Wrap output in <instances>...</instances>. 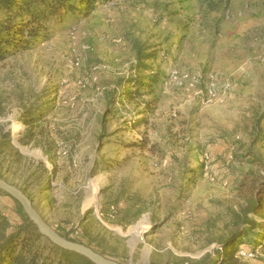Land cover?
<instances>
[{"label":"rangeland","instance_id":"1","mask_svg":"<svg viewBox=\"0 0 264 264\" xmlns=\"http://www.w3.org/2000/svg\"><path fill=\"white\" fill-rule=\"evenodd\" d=\"M208 1L81 7L46 39L0 57V152L14 153L0 156V176L25 189L54 228L90 229L105 239L94 245L123 264H221L233 236L234 251L256 246L251 264H264V0H223L218 11ZM8 17L16 26L27 15L0 9ZM212 85L216 98L205 103L200 91ZM29 130L34 138L22 143ZM17 134L49 153L53 176L51 163L39 179L30 165L43 161L12 144ZM52 177L54 189L34 188ZM112 202L116 217L102 216ZM127 209L136 216L119 222Z\"/></svg>","mask_w":264,"mask_h":264},{"label":"trees","instance_id":"2","mask_svg":"<svg viewBox=\"0 0 264 264\" xmlns=\"http://www.w3.org/2000/svg\"><path fill=\"white\" fill-rule=\"evenodd\" d=\"M108 0H0V9H7L12 15H16L17 17L20 15L26 14L27 17L24 20H21L19 24L16 26L11 24L10 17L4 18L0 20V57L3 53L4 47H10L14 49L23 48L25 43H29V41H38L40 39H46L48 37L50 25L57 20L63 21L65 16L69 14H75L78 11H82L81 7H84L85 12H88L96 5L107 2ZM223 0L208 1V8L210 11H218L221 9V4ZM26 39H31L27 41ZM12 46V47H11ZM8 48V49H10ZM160 74L154 77V82H150V86L157 81ZM138 81V80H137ZM141 83V81H139ZM136 85H139L140 83ZM147 85V84H145ZM125 95L131 99L135 97L133 95V91L128 89L125 92ZM25 117L28 114H24ZM26 124L32 125V120L25 119ZM29 133L26 138H22L21 142L27 144L32 138H34L35 134L28 131ZM2 136L5 137L6 134L2 133ZM5 144H1L0 148L2 149ZM3 153H8L11 158L14 153L12 150H3L0 152V156ZM13 153V154H12ZM19 154V153H18ZM49 156V153L47 154ZM54 156H60V154H53ZM197 160L199 161L198 168L203 172L205 166L204 156L200 155ZM40 164L33 165L30 167L34 168V173H38L39 171V179L44 177H48L50 175V171L46 164L43 162H39ZM53 163L52 176L58 170L57 164L51 160ZM52 179L45 185L40 181L39 185H34V188L38 190H52L54 186H52ZM36 182V181H35ZM27 186L32 185L33 182H26ZM25 190V189H23ZM26 191V190H25ZM9 199L14 205V211L18 214L19 218H14L12 220L7 214V207L5 204V200ZM261 202H264V198H262ZM115 204L118 205L117 202H112L107 205L105 209H103V214L106 217L109 213L110 205ZM10 208H8L9 210ZM251 211L254 213L257 212V200L252 204ZM136 216V213L130 209H127L125 214L121 216L118 221L127 223L131 221V218ZM116 217V216H115ZM246 217V216H245ZM110 218V217H109ZM248 223H251V228H254L258 225V222L253 220L251 217L245 218ZM248 229L249 231L251 230ZM61 235L67 237L72 241H77L81 243H85L95 250L101 252L97 245L94 243L99 241L100 243L105 241V239L95 236L93 237L90 229H84L83 235H74L73 230H60L55 228ZM255 231L246 232V230L242 231L245 235L247 233H251ZM243 234V235H244ZM239 235V234H238ZM261 235V234H258ZM255 236L254 241L257 239ZM240 237L233 236L232 238H227L223 241V258L220 261L221 264H251L252 260L249 259H241L235 255L234 249L236 247L237 241ZM240 248V246H238ZM244 248V247H241ZM249 250V249H248ZM250 250H256V246H252ZM105 255V254H104ZM0 264H93L86 257L69 251L62 249L48 239H44L43 236L39 233L37 226L30 221L29 217L25 213L22 205L13 197L6 194L2 190H0Z\"/></svg>","mask_w":264,"mask_h":264},{"label":"water","instance_id":"3","mask_svg":"<svg viewBox=\"0 0 264 264\" xmlns=\"http://www.w3.org/2000/svg\"><path fill=\"white\" fill-rule=\"evenodd\" d=\"M12 144L19 149V151L28 156L32 157L29 153L25 152L22 147H24L27 150H34L31 149L30 146H24L21 145L18 134L17 136L12 139ZM42 153V157L38 158V161H43L46 163L47 166H51V163L48 161V156L44 155L43 151L39 149ZM0 190L5 192L6 194L10 195L14 199H16L23 207L25 213L29 217L30 221H32L38 228L39 233L43 236L44 239H48L50 242L55 244L56 246L69 250L75 253H78L87 259H89L93 264H123L120 263L114 259H111L107 257L106 255L100 253L99 251L95 250L91 246L77 242L72 241L68 239L67 237L61 235L41 214V212L36 208L34 200L27 194L25 190H23L21 187H19L16 184L11 183L7 179L0 176ZM103 187H100L98 189V195H102ZM89 208V207H87ZM99 211V208L97 209ZM155 223L151 222V227L154 226ZM150 227V228H151ZM148 232V229L144 231L146 234ZM152 251L151 248H148V253L150 254ZM148 254V256H149ZM146 262V261H145ZM132 264V263H129Z\"/></svg>","mask_w":264,"mask_h":264},{"label":"built area","instance_id":"4","mask_svg":"<svg viewBox=\"0 0 264 264\" xmlns=\"http://www.w3.org/2000/svg\"><path fill=\"white\" fill-rule=\"evenodd\" d=\"M115 1L117 2L118 0H108L107 3L109 5H113L114 6L115 5ZM239 15H241V12H239ZM80 63H81V57H79V56H76L75 58H73L71 60V65L73 67L79 66ZM88 78H91L92 80L97 79V76L95 75V71L92 70V72L88 75ZM199 97L205 103L213 102L214 99L216 98V90H215L214 86L212 85V86H207V87L203 88L200 91ZM67 153H68V151H67ZM60 154H62V152H60ZM48 167H49L48 169L52 168V164H51V166H48ZM99 207L101 208V204H100ZM116 211H117V205H115V204L110 205L108 216L110 218H114L116 213H117ZM101 215L103 216L102 212H101ZM235 255L237 257L241 258V259L254 260L256 258V256H257V253H256V250H248V249H245V248H239Z\"/></svg>","mask_w":264,"mask_h":264},{"label":"bare ground","instance_id":"5","mask_svg":"<svg viewBox=\"0 0 264 264\" xmlns=\"http://www.w3.org/2000/svg\"><path fill=\"white\" fill-rule=\"evenodd\" d=\"M22 149L25 151V152H27V153H29L30 155H32V156H37V157H39V158H41L43 155H42V153L40 154V153H35L33 150H27V149H25L24 147H22ZM37 150H39V149H37ZM40 151V150H39ZM41 152V151H40ZM48 164H50V163H48ZM150 223V222H149ZM151 227V223L149 224V227H148V229ZM128 234H129V232H128ZM145 234V233H144ZM143 234H142V239H143ZM138 242H133V247L134 246H136V244H137Z\"/></svg>","mask_w":264,"mask_h":264},{"label":"crops","instance_id":"6","mask_svg":"<svg viewBox=\"0 0 264 264\" xmlns=\"http://www.w3.org/2000/svg\"><path fill=\"white\" fill-rule=\"evenodd\" d=\"M59 203H62V202H59ZM109 205V204H106V206ZM101 206H102V203H101ZM84 222H86V220H84Z\"/></svg>","mask_w":264,"mask_h":264}]
</instances>
